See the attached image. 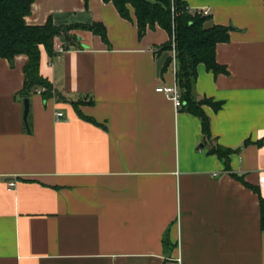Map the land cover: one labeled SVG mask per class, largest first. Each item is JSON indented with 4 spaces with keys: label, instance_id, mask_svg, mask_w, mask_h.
Instances as JSON below:
<instances>
[{
    "label": "crops",
    "instance_id": "1",
    "mask_svg": "<svg viewBox=\"0 0 264 264\" xmlns=\"http://www.w3.org/2000/svg\"><path fill=\"white\" fill-rule=\"evenodd\" d=\"M33 1L27 23L99 22L108 42L75 26L63 51L40 44L53 94L33 87L28 124L27 55H0V264H264V0H185L229 27L225 71L199 63L194 84L216 102L209 137L157 90L176 80L165 27L140 36L107 0Z\"/></svg>",
    "mask_w": 264,
    "mask_h": 264
},
{
    "label": "trees",
    "instance_id": "2",
    "mask_svg": "<svg viewBox=\"0 0 264 264\" xmlns=\"http://www.w3.org/2000/svg\"><path fill=\"white\" fill-rule=\"evenodd\" d=\"M107 1H112L125 18L136 21L140 36L149 27L154 28L156 24L168 30L172 39L164 44L163 48H174L177 60L176 82L181 91L182 107L201 117L202 131L209 137L211 135L210 118L204 112L202 104L214 101L206 97L197 98L194 84L199 63H204L208 69L217 73L225 71L226 68L216 59L215 50L219 42L229 38V27L217 23L208 24L210 14H205L200 10L191 11L185 0ZM33 2V0H0V55L11 60L18 53L27 55V62L24 65V98L30 97L34 86L44 87L42 91L45 97L53 94L51 82L40 73V44L46 45L52 54L56 46L54 44L55 37L62 33L68 39L73 40L75 35H71L70 30L75 26L93 29L108 42L107 30L99 22L56 25L49 17L43 24L27 23L26 17L32 10ZM172 60L173 56H167L164 67L169 65ZM75 105H77V101ZM234 151V148L220 144L213 145L209 149L210 153L215 152L223 158L227 167L229 156ZM235 175L245 181L239 175ZM245 182L260 192L257 187ZM260 204L262 205L264 227V197L262 194H260Z\"/></svg>",
    "mask_w": 264,
    "mask_h": 264
},
{
    "label": "built area",
    "instance_id": "3",
    "mask_svg": "<svg viewBox=\"0 0 264 264\" xmlns=\"http://www.w3.org/2000/svg\"><path fill=\"white\" fill-rule=\"evenodd\" d=\"M202 11L205 14H208L210 10L202 9ZM64 49H65V47L61 43L56 44V47H55L56 52L63 51ZM175 68L176 67L174 65V70H175ZM41 89H44V88H41ZM157 90L160 92H163L164 94L169 95V97L173 100V102H175L177 109L181 108V106L183 105V101L181 99V91H180L179 86L177 85L176 80L173 83H165V84H161V85L157 86ZM62 113H63L62 111L61 112L59 111L57 113V115L61 116ZM7 182L9 183L10 187L15 186V184H16V182L13 180H8Z\"/></svg>",
    "mask_w": 264,
    "mask_h": 264
},
{
    "label": "water",
    "instance_id": "4",
    "mask_svg": "<svg viewBox=\"0 0 264 264\" xmlns=\"http://www.w3.org/2000/svg\"><path fill=\"white\" fill-rule=\"evenodd\" d=\"M29 105H30L29 97L24 98V106H25V108H24L23 118H24V121H26L27 124H28L27 117H28V114H29V111H30V106Z\"/></svg>",
    "mask_w": 264,
    "mask_h": 264
}]
</instances>
